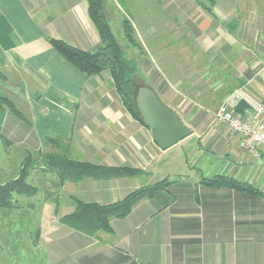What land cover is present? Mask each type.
I'll return each mask as SVG.
<instances>
[{"label":"crops","instance_id":"obj_1","mask_svg":"<svg viewBox=\"0 0 264 264\" xmlns=\"http://www.w3.org/2000/svg\"><path fill=\"white\" fill-rule=\"evenodd\" d=\"M201 1L209 12L194 0L196 9L184 17L191 37L169 44L192 73L170 82L154 65V89L176 90L178 104L163 102L191 129L163 150L123 106L108 69L85 75L49 44L54 38L81 50L99 46L87 0H0V182L18 175L27 152L34 158L55 151L49 138L65 141L73 159L140 170L59 183L41 163L32 168L27 180L38 196L23 200L39 206L42 264H264V148L252 153L213 118L223 103L243 120L254 113L249 100L260 98L264 84V11L249 20L251 0ZM217 175L263 195L203 183ZM163 179L165 189L110 218V232L91 236L58 220L73 211L72 197L109 204Z\"/></svg>","mask_w":264,"mask_h":264},{"label":"trees","instance_id":"obj_2","mask_svg":"<svg viewBox=\"0 0 264 264\" xmlns=\"http://www.w3.org/2000/svg\"><path fill=\"white\" fill-rule=\"evenodd\" d=\"M105 0H87V13L94 23L100 38V44L94 50H81L66 42L48 38L49 44L61 54L69 63L85 75H94L103 69L110 71L115 92L123 106L138 120L141 117L135 107L134 95L138 84L136 77L141 67L148 63L129 56L112 32L104 11ZM212 2V0H209ZM197 4L210 10L201 0ZM121 28L125 42L130 49L137 50L140 55L141 44L133 38L134 28L130 20L122 17ZM134 54V53H133ZM178 62H184L183 60ZM188 68V64L185 66ZM184 67V68H185ZM171 78V76H169ZM177 79H173V81ZM152 87V86H151ZM183 89V87H181ZM156 91V90H155ZM217 99L208 101L205 105H216ZM3 101L0 100V103ZM4 103V102H3ZM49 143L56 150L53 152H38L37 157H31L27 152L18 175L0 182V208L20 212L21 206L31 208L34 204L26 202L28 198L37 194L38 187L27 180L29 171L40 163L44 169L54 173L59 183L64 181H79L84 178L105 179L121 176H133L140 172L139 169L130 166H107L80 161L71 158L66 152V142L60 138H49ZM39 162V164H38ZM210 187H229L243 190L254 195H263L258 189L237 181L232 177L214 176L203 180ZM169 181L167 179L156 181L150 185L134 189L122 199L109 204H98L95 202H84L72 197L74 209L70 213L59 217V222L73 230L95 235L98 231L110 232V218H122L126 216L140 200L151 198L159 191L165 189ZM24 201V202H23Z\"/></svg>","mask_w":264,"mask_h":264},{"label":"rangeland","instance_id":"obj_3","mask_svg":"<svg viewBox=\"0 0 264 264\" xmlns=\"http://www.w3.org/2000/svg\"><path fill=\"white\" fill-rule=\"evenodd\" d=\"M251 3L253 9L247 12L249 20L253 14L262 16L264 11V0H251ZM191 6L196 9L197 5L194 0H106L104 2L107 21L125 52L129 56L136 57L139 63L143 61L148 63L141 67L140 73L135 79L136 84L158 87V82L155 83L156 78L152 77V74L155 73V64L165 73V77L170 82L173 79H183L184 76H188L187 74L190 73L188 71L193 65L190 64V68L188 66L186 70L185 62L176 60L180 52L177 49L178 46L174 49L169 44L170 40H188L191 37L190 28L185 22L187 20L184 19L187 10L192 9ZM174 8L175 24L171 20ZM122 17L132 23L133 38L142 45L140 55L137 50L130 49L125 42L121 28ZM138 32L140 40L137 39ZM170 65L174 69L171 71L174 73H171V78L168 77L170 73L168 66ZM158 95L162 101L176 103L179 99V94L174 88ZM209 109L214 111L215 107L210 106ZM5 162L6 155L0 149V172L4 168ZM36 196L38 195L35 194L32 200H35ZM32 203L34 205L31 208L21 206L20 212L0 208V264H42L44 262L45 256L41 245L35 243L39 206L35 201Z\"/></svg>","mask_w":264,"mask_h":264},{"label":"water","instance_id":"obj_4","mask_svg":"<svg viewBox=\"0 0 264 264\" xmlns=\"http://www.w3.org/2000/svg\"><path fill=\"white\" fill-rule=\"evenodd\" d=\"M134 103L143 124L151 130L161 149L165 150L191 134L178 113L164 103L150 85L137 87Z\"/></svg>","mask_w":264,"mask_h":264},{"label":"built area","instance_id":"obj_5","mask_svg":"<svg viewBox=\"0 0 264 264\" xmlns=\"http://www.w3.org/2000/svg\"><path fill=\"white\" fill-rule=\"evenodd\" d=\"M262 75L264 77V66ZM249 101L254 113L246 120L236 115L227 103L221 104L213 112V118L225 124L232 133L240 135V144L256 153L260 147L264 148V84L260 98Z\"/></svg>","mask_w":264,"mask_h":264}]
</instances>
